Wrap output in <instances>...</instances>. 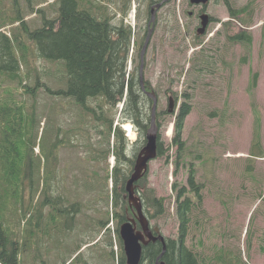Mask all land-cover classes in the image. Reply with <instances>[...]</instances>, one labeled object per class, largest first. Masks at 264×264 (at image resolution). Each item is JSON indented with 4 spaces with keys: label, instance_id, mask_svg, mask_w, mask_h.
<instances>
[{
    "label": "rangeland",
    "instance_id": "rangeland-1",
    "mask_svg": "<svg viewBox=\"0 0 264 264\" xmlns=\"http://www.w3.org/2000/svg\"><path fill=\"white\" fill-rule=\"evenodd\" d=\"M108 1L104 3L110 9L120 7V1ZM166 1L131 0L134 13L130 11L124 18L125 23H130L143 36L147 13H157L143 71L146 86L158 98L157 135L162 145V154L149 163L148 171L140 181L150 225L158 228L163 239L177 237L176 192L180 186L189 189L187 178L192 173L195 183L201 185V203L198 204L188 193L192 206L185 244L197 256L199 264H264V0H209L204 6H193L190 0ZM149 3H152L151 7ZM57 5L58 0H0V21L4 24L9 20L1 27L2 32L11 35L21 28L15 23L16 15L11 17L12 10L18 11L27 27L33 29L41 23V14L36 11L41 10L46 18H56ZM242 10L238 18L230 16ZM119 15L122 16L121 12L117 18ZM202 15H208L211 23L207 24L208 27L206 25V33L198 37L199 17ZM241 30L252 37L249 48L226 40V36ZM25 40L29 49V66L24 64L19 75L25 83L33 86L37 73L39 85L44 84V87L39 86L29 92L7 77H0V102L23 107L24 118L34 114L37 122L31 131L36 144L31 158L33 163L40 164V169L28 176L34 184L33 193L29 192L27 184L21 186L24 187V197L32 196L35 201L37 192L44 190L43 182L52 169L48 157L53 143L54 146L57 144V162H54V177H50L49 195L53 198L68 195L70 199L72 194L75 197L72 200L80 201L86 207L76 218L79 226L72 223L78 226L77 230L69 231L66 236L57 233L60 250L53 246V234L51 239L43 238L45 251L42 245L37 246L34 239L31 249L21 252L20 263L63 264L77 245L87 243L93 246L82 247L77 263L73 264L81 261L116 264L123 247L122 244L120 247L119 234L116 233L120 227L119 218L115 219L114 215L120 216L121 210L113 206L111 191L114 180H111V175L115 169L119 175H128L129 167L127 162H118L111 155L105 162L99 160L101 166L98 164L96 167L95 162L89 167L79 165L87 174L95 170L101 180L95 178L96 186H89V182L86 187L84 184L81 187L73 184L77 173H71V161L76 155L72 154L70 146L72 141L78 143L81 136L90 135L89 141L95 152L101 149V144L111 148L116 141L112 132L117 129L124 138L120 125L131 123V115L122 112L125 109L124 96L112 108L102 97L90 99L87 103L89 111L95 112L87 113L72 99L47 95L45 88L48 86L58 91L66 87L63 62L52 65L37 60L34 44ZM197 60L207 63L199 61V67ZM135 65L131 64L130 71L135 69ZM28 70L33 74L27 73ZM26 75L27 80L24 78ZM183 94L188 100L183 98ZM169 96L177 110L183 103L190 106L182 132L184 158L178 166L175 164L176 148L171 144L176 113L167 112ZM139 106L146 119L151 104ZM134 132L139 133L135 127ZM139 137L132 140L143 143L144 138ZM63 143L66 146H62ZM130 155L128 150L126 160ZM89 157L88 152L87 161ZM67 165L70 166L67 168ZM107 166L109 181L105 186L102 179ZM2 175L0 164V185L3 183ZM89 176L92 178L93 175ZM73 185L77 189L74 192ZM94 187L99 189L94 191ZM42 195L39 201L43 199ZM134 196L137 197L135 193ZM153 200L156 201L154 204ZM133 211L137 218L136 211ZM125 217L137 223L130 214ZM102 218L108 220L106 228L100 231L94 227L93 232L86 231L92 226L91 222L96 224ZM62 243L65 244L64 249Z\"/></svg>",
    "mask_w": 264,
    "mask_h": 264
},
{
    "label": "trees",
    "instance_id": "trees-1",
    "mask_svg": "<svg viewBox=\"0 0 264 264\" xmlns=\"http://www.w3.org/2000/svg\"><path fill=\"white\" fill-rule=\"evenodd\" d=\"M117 1H120V7L112 10L104 3L105 0H58L57 17L48 19L41 10H37L36 12L41 14V23L38 27L29 29L30 31L18 11L12 10L13 15L11 17L14 18L16 15L15 23L21 24V28L17 33H13L10 36L8 33L0 32V77H7V80L16 82L18 86L29 92L39 86L44 87V84L39 85L40 80L37 73H35L33 86L25 83L19 75L24 64L29 66V49L25 40L27 39L36 48L35 55L37 60H43L52 65L63 62V75L64 80L66 79V87L58 91V89L54 90L53 87L48 86L45 88L47 95L72 99L80 106L82 111L87 113L95 112L89 111L87 103L90 99L102 97L106 105L112 108L115 103L121 102L124 96L125 109L122 112H128L131 115L130 122L138 130L139 138H144L143 143L138 141L133 146L132 157L126 160V152L129 145L127 140L123 138L121 131L117 129L112 132L116 138L113 146L110 148L105 145V151L95 152L96 154L92 158L93 161H90L99 163V160L103 159L105 162L110 155H113L118 162H127V167H129L128 175H130L134 165L133 159L145 145V136L150 123V113L145 119L139 104H151V100L140 91L138 80L139 66L135 65L137 59L135 56L140 54L146 36H141L139 31H135L124 22V18L130 10V0ZM108 2L111 3L112 0ZM120 12L122 16L117 18ZM242 12L243 10L237 11L230 14V16L238 18V15ZM113 20L116 23H113ZM2 23L0 21V28L4 26ZM145 31H147V28ZM137 33H139V37ZM226 40L231 44L240 43L249 48L252 37L245 30H241L235 35L226 36ZM135 50L137 51L135 52ZM132 51L134 52L132 53ZM201 60H197V64ZM202 62L203 64L207 63L205 60L200 63ZM130 63L135 65V69L132 71H129L130 68L128 66ZM200 63L198 64L199 67ZM27 73L33 74L31 70H28ZM24 78L27 80L28 75ZM254 83L255 75L252 77V84ZM144 85L145 90L149 91V87L146 84ZM183 98L188 100L186 94H183ZM23 111L24 108L19 105L16 107L0 102V164L4 173L2 175L3 183L0 185V264H21V252L30 250L34 239H36L37 246L40 247L42 245L45 251L43 238L48 239L52 237V234L55 238L53 246L60 250L57 245V233L61 232L62 235L66 236L69 231L77 230L79 220L77 222L76 218L79 217L81 211L86 207L82 202L72 200L75 198L72 194L70 199L68 195L63 196V198L60 196L53 198L49 195L51 193V187H49L51 185L50 177H54V162L55 164L57 162V155L55 154L57 144L54 146L53 143L48 157L52 163V169L49 170L43 182L44 186L42 188L44 190L37 192V200L35 201H33L32 196L25 199V185L29 186V192L31 193H33L32 187L34 186L28 176L34 175V172L38 171V168L40 169V164L33 163L31 158L32 151L36 146L31 131L37 126V122L34 114H27L28 117L24 118ZM189 112V104L183 103L176 111L174 118V136L171 144L176 148V166L184 158L185 145L182 140V132L185 118ZM111 128L110 126V131ZM87 139L88 141L91 139L90 135H88ZM64 144L62 146H66ZM156 145L158 157L162 154V145L158 137ZM78 168L79 171L85 170L80 166ZM39 172L41 173L40 170ZM50 172L52 175H49ZM119 173L115 169L113 175H111V180H114L111 198L114 208L121 210V215L115 214L114 217L115 219L119 218V223L123 224V221L128 220L125 217L127 214H130L134 220L136 218L134 209L129 207L127 200L124 198L128 175L127 173L119 175ZM107 174L108 166L102 179L105 186L108 185L109 181V175ZM95 178L101 181L97 173H94L92 178L89 175L82 174V176L77 178L76 182L82 187L90 179L89 186H96L98 182ZM140 181L137 183L139 187L136 188L135 184L134 193L139 198L142 205V214L149 223L152 235L158 236L160 231L158 230V233H155L147 216L146 204L142 200ZM5 184L8 186H4ZM22 185L24 187H21ZM187 185L189 189H186L185 186H180L176 192L177 237L175 239L164 238L162 243L155 241L142 246L140 264H154L156 258L161 255L163 248L164 253L160 258L163 264H199L197 256L187 248L185 240L188 236V224L192 206L191 199L195 198L198 204L201 203V185L195 183L192 173L188 175ZM6 189H10L12 192ZM17 189H19L18 193ZM98 189L93 188L94 191ZM74 190L76 189H73V192ZM188 193L192 194V198L188 196ZM9 194H14V196L12 197ZM41 194H43V199L39 201ZM257 196L260 197V194ZM152 202L154 204L156 201L153 200ZM107 222L108 220L103 218L99 219L96 224L91 222L92 226L86 231L88 233L89 231L93 232L94 227L99 228L101 231ZM72 223H77L78 226L76 227ZM136 228L139 229L138 223H136ZM118 229H116L117 234H119ZM62 244L64 249L65 244ZM121 244L122 241H120L119 236L120 247ZM82 245H77L70 258L63 264L77 263L82 247L85 249L93 246V244L85 243L84 248ZM62 254L63 252L60 255ZM39 264L44 263L39 261ZM78 264L88 263L81 261ZM116 264H126L123 252L117 257Z\"/></svg>",
    "mask_w": 264,
    "mask_h": 264
},
{
    "label": "water",
    "instance_id": "water-1",
    "mask_svg": "<svg viewBox=\"0 0 264 264\" xmlns=\"http://www.w3.org/2000/svg\"><path fill=\"white\" fill-rule=\"evenodd\" d=\"M190 3L193 5H206L208 3V0H190ZM200 20H201V27L197 30V35H202L204 33L206 25L208 24V16L202 15L200 16ZM149 36L150 35L148 34L144 47L141 51V66L139 72L140 74L139 81H140L141 91L145 93L146 97L152 100L151 122H150V127L146 134L145 145L136 156L133 166V172L130 175L125 185V192H126L125 198L128 202L129 207L136 211L137 214L136 221L137 223H139L138 225L140 229L135 230V221H131V220L124 222L119 227V236L122 241L126 264H140L142 246L148 245L149 242H155V241H160V243L163 242V237L161 235L158 236L152 235L149 229V224L142 214V205L139 201V198L134 196L135 182L139 181L143 177V174L146 173L148 163L156 158V152H157L156 126H155L157 98L153 93L145 92L144 83L142 82L143 81L142 59L145 48L148 43ZM173 103H174L173 99L169 97L168 108H167L168 113H172L174 111ZM163 253H164V248L162 249L161 255L156 258L154 264H163V262L160 261V258L163 255Z\"/></svg>",
    "mask_w": 264,
    "mask_h": 264
},
{
    "label": "flooded vegetation",
    "instance_id": "flooded-vegetation-1",
    "mask_svg": "<svg viewBox=\"0 0 264 264\" xmlns=\"http://www.w3.org/2000/svg\"><path fill=\"white\" fill-rule=\"evenodd\" d=\"M151 6H152V3H149V7H151ZM80 143L81 144L79 145L76 141H73V145H72L73 151L75 153L74 155H76V157L74 158V161L71 162V173H73V174L77 173L75 179H73V184H77V182H76L77 178L82 176V174H85V175L91 174V173L87 174V172L84 170L79 171V168H78L79 165H85L87 167L90 166V162L84 161V159L87 157L88 152L89 153L91 152V149L87 143H85L83 140ZM134 145H132L131 147L128 148V150H130V153H133V151H134L133 146ZM101 151H105L104 144L101 147ZM132 155L133 154H131L130 157H132ZM99 166H101L100 163H99ZM130 173H132V169H131ZM127 179H128V177H127ZM89 182H91L90 179L88 181H86L85 183H89ZM85 183H84V185H85ZM135 184H136V188L139 187V185L137 183H135ZM73 188L76 189L75 185H73ZM135 230H138L136 228V223H135Z\"/></svg>",
    "mask_w": 264,
    "mask_h": 264
},
{
    "label": "bare ground",
    "instance_id": "bare-ground-1",
    "mask_svg": "<svg viewBox=\"0 0 264 264\" xmlns=\"http://www.w3.org/2000/svg\"><path fill=\"white\" fill-rule=\"evenodd\" d=\"M167 1H168V0H167ZM167 1H166V2H167ZM52 18H53V17H52ZM48 19H49V18H48ZM17 20H18V19H17ZM19 20H20V19H19ZM11 23H12V22H11ZM4 25H5V24H4ZM20 25H21V24H20ZM20 27H21V26H20ZM28 30H29V27H28ZM29 31H30V30H29ZM138 69H139V67H138ZM129 71H130V70H129ZM75 103H76V102H75ZM150 122H151V115H150ZM125 128L128 129V126L126 125ZM131 138L134 139V135H131Z\"/></svg>",
    "mask_w": 264,
    "mask_h": 264
}]
</instances>
